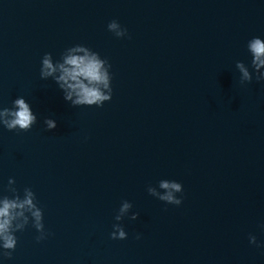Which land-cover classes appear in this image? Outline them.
Masks as SVG:
<instances>
[{
	"label": "water",
	"instance_id": "95a60500",
	"mask_svg": "<svg viewBox=\"0 0 264 264\" xmlns=\"http://www.w3.org/2000/svg\"><path fill=\"white\" fill-rule=\"evenodd\" d=\"M257 36L264 0H0V108L22 96L37 115L28 131L0 125V196L14 195L10 177L21 198L31 188L47 233L37 241L29 214L0 264H264ZM77 44L111 64L103 106H73L40 76L46 52L55 63ZM162 179L182 184L180 205L148 193ZM116 223L125 239L111 238Z\"/></svg>",
	"mask_w": 264,
	"mask_h": 264
},
{
	"label": "clouds",
	"instance_id": "9594fccd",
	"mask_svg": "<svg viewBox=\"0 0 264 264\" xmlns=\"http://www.w3.org/2000/svg\"><path fill=\"white\" fill-rule=\"evenodd\" d=\"M108 30L117 37L127 35V29L113 19L108 25ZM247 49L252 56L251 67L256 72L257 80H264V39L253 37L247 42ZM111 64L106 59H102L99 53L89 47L77 44L65 49L61 53V58L53 62L52 53L46 52L41 61L40 76L42 79L49 77L57 83L64 93V99L70 101L73 106H103L105 101L112 98ZM236 68L240 73L241 84L250 82L253 73L243 61L236 62ZM37 122V115L33 113L29 103L24 97H18L13 101L11 108H0V125L8 130L28 131ZM44 123L47 130L56 128V121L52 118H45ZM15 184L14 178H9V190L14 194L12 197L7 195L0 196V248L6 250L3 255L10 257L11 250L17 245L16 231L23 230L32 218L33 226L40 233L36 237L37 241L46 238L44 230L43 211L36 202L35 193L31 188L24 189L23 198L12 187ZM157 187L149 186L147 191L150 195L169 204L180 205L182 197L176 193L183 192V186L176 180L162 179ZM133 207L132 203L124 200L115 216L116 221H121L129 210ZM30 214V217H29ZM138 212H132L130 219L136 220ZM127 232L120 223L113 224L111 238L125 239ZM137 239L140 238L137 234ZM250 243H256L254 235L249 236Z\"/></svg>",
	"mask_w": 264,
	"mask_h": 264
}]
</instances>
